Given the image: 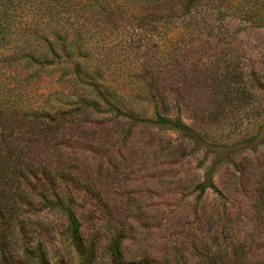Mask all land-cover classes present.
<instances>
[{"label":"rangeland","instance_id":"374dc122","mask_svg":"<svg viewBox=\"0 0 264 264\" xmlns=\"http://www.w3.org/2000/svg\"><path fill=\"white\" fill-rule=\"evenodd\" d=\"M162 1L163 9L145 16L152 20L153 35L131 36L126 20L146 15L139 0H100L98 19L107 25L98 28L97 22L81 32H97L91 44L108 42L120 64L132 63L134 49L166 71L173 64L182 68L180 85L188 80L183 68H199L201 75L190 78L202 87L191 95L205 98V108L180 107L178 114L196 137L135 127L103 113L98 79L74 78V62L68 61L75 84H62L66 98L101 103L86 119L87 130L73 132L82 142L79 182L70 189L77 196L80 233L70 238L61 214L27 196L20 220L7 226L10 238L0 233V264L5 257L15 264H113L108 247L116 238L124 264H264V0ZM150 27L140 28L150 32ZM4 39L0 210L6 211L7 196L35 197L39 191L31 171L22 167L35 160L42 143L29 124L47 100H61L55 93L62 80L60 67L20 58L14 34ZM77 61L82 71H93L94 59ZM165 96L177 99L170 92ZM164 109V117H176L168 100ZM135 113L152 118L153 109L139 104ZM208 175L219 194L200 196L196 188Z\"/></svg>","mask_w":264,"mask_h":264},{"label":"trees","instance_id":"16d2710c","mask_svg":"<svg viewBox=\"0 0 264 264\" xmlns=\"http://www.w3.org/2000/svg\"><path fill=\"white\" fill-rule=\"evenodd\" d=\"M139 1H141L139 7L146 15L133 18L131 21L126 20L131 28V36H138L139 33L153 35L155 32L151 31L154 30L151 25L152 20L145 16H148L150 11L157 12L163 9L164 1ZM102 7L100 0H0V40H5L4 36L7 34H14L21 43L20 58L39 66L60 67L59 79L62 80L58 82L59 92L55 93L61 96V100L54 102L47 100L45 103L47 108L38 107L34 118L36 121L29 124L30 129L35 130L38 142L40 140L42 143L38 146L35 160L23 162L22 167L27 172L31 171L39 191L35 197L22 192L20 195L16 192L7 196L8 210H0V233H4L6 239L10 238L7 226L20 220V208L30 202L26 203L27 196L42 209L61 214L66 222L65 232L70 238L75 239L80 233L81 225L74 208L77 196L70 189L79 182L78 152L81 151L82 142L76 139L77 135L74 136L73 132L78 131L77 134H83L85 125L89 123L86 119L90 118L93 110L99 111L98 106L101 103L99 100L78 98L72 101L66 98L68 96L64 94L62 84H75L74 79L69 76L68 61L74 62V78L98 79V89L101 90L99 97L103 98L107 109L103 113L111 114L121 120L125 119L135 127L177 131L191 139L196 137L191 135L192 127L184 124L178 114L180 107L190 110L189 112H200L205 108V98L198 94L191 95L193 91L202 87L199 81H191L190 78L194 74L201 75L197 72L199 68H196V71H193L194 66L183 68L188 80L180 85L178 80L182 68L173 64L172 68L166 71L158 61L142 60L138 56L139 51L134 52V49L131 52L132 63L127 66L125 63L120 64L119 58L108 46V42L100 41L98 48L91 44L94 33L97 32H81V29L87 26L95 27L97 22L98 28L102 24L107 25L105 24L107 21L102 23V20L98 19ZM168 23L171 21L164 19L163 24ZM141 26L142 29L143 26L144 28L151 26L150 32L142 30ZM139 29L142 31H138ZM104 33L98 32V36L101 37L105 35ZM13 58L18 59L16 56ZM79 58L88 61L94 59L93 71H82L81 64L79 61L76 62ZM166 92H170L177 99H167ZM167 100L168 104H173L177 110L174 119L162 115L165 113L164 106ZM139 104L152 107V118H141L135 113ZM45 138L49 139L47 147H44ZM10 186L14 187L12 183ZM16 188H19L18 184ZM196 189L200 196L207 191L219 194L211 175H208ZM108 253L113 264H124L121 262L118 238L112 240ZM4 259H6L4 264H15L6 257Z\"/></svg>","mask_w":264,"mask_h":264}]
</instances>
